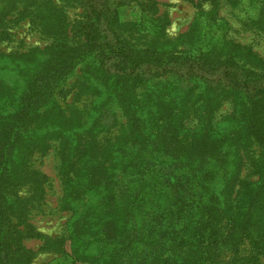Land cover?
<instances>
[{"label": "trees", "instance_id": "16d2710c", "mask_svg": "<svg viewBox=\"0 0 264 264\" xmlns=\"http://www.w3.org/2000/svg\"><path fill=\"white\" fill-rule=\"evenodd\" d=\"M47 1L50 9L45 0L37 3L33 25L51 43L19 52L0 50V264H34L35 253L25 240L38 238L45 240L41 249L70 256L72 264L91 257L97 264H114L121 241L109 247L102 238L108 226L125 234L126 215L137 213L140 205L132 203V183L140 184L142 175L152 182L151 189L160 188L157 196H140L147 203L165 197L163 190L172 182L181 188L188 183L191 203L208 197L224 200L231 249L238 252L245 242L254 252L235 262L246 258L249 264H264V57L231 36L230 23L220 16L223 0H200L189 30L175 40L167 38L170 15L157 16L155 0H136L141 14L136 21L118 11L130 0ZM226 1L233 7L245 1L257 6V13L240 22L244 30L264 34L263 0ZM35 4L28 10L18 5L3 10L0 44L12 39V25L29 16ZM74 7L81 12L71 22L67 12ZM43 14L47 17L41 21ZM76 67L79 74L74 75ZM8 70L19 74L25 87L18 102L6 84ZM73 89L83 107L67 102ZM43 95H48L44 105ZM108 99L112 101L105 105ZM118 100L127 103L136 127L130 119L120 124L111 119L100 131L98 114ZM226 103L229 109L220 112ZM109 111L116 117L117 110ZM48 127L49 133L38 132ZM86 130L95 135L87 133L83 145L79 137ZM198 137L201 164L199 157H188ZM134 141L150 153H137ZM54 142L61 158V207L71 213L64 236L72 241L70 253L64 242L55 243L26 216L34 202L45 206L50 187L49 176L34 167L32 158L47 153ZM163 157L179 161L170 178L162 171ZM198 185L213 187L202 192ZM25 186L31 190L28 196L20 193ZM185 207L176 205L171 218L185 221ZM197 230L188 232L193 239ZM178 236L169 246L176 252L175 263L218 264L215 258L196 256L183 229Z\"/></svg>", "mask_w": 264, "mask_h": 264}, {"label": "rangeland", "instance_id": "374dc122", "mask_svg": "<svg viewBox=\"0 0 264 264\" xmlns=\"http://www.w3.org/2000/svg\"><path fill=\"white\" fill-rule=\"evenodd\" d=\"M40 0H0V21L2 18L3 10L10 9L13 5H18L20 7H25V4H33L36 3L33 7L30 8L31 13L29 16L23 17L22 21L18 24L12 25L11 30L14 32V36H12L11 40L3 41L0 44V50L4 52H19L26 51L30 47H39L44 48L46 45L51 43V39L48 38L44 33H41L33 24H36V12L39 11V5L37 4ZM46 1V9H50L48 7L49 3ZM157 2V8L154 9V12H158L157 16L160 13H169L171 18V25L167 28V38L170 40H175L183 33L189 30L190 25L192 24L195 15L197 13V3L200 0H155ZM202 1V0H201ZM264 1V0H263ZM123 2H128L125 0ZM130 4H122L118 6L119 13L128 21H136L140 18V10H137L136 0H130ZM51 4V3H50ZM207 9L210 8L209 3L203 4ZM27 6V10L29 7ZM113 8H116L115 4H112ZM239 7V8H238ZM238 7H233L232 4L228 3L226 0L222 1L220 4V16L225 18L231 25V36L236 39V41L241 43H249L253 46L254 50L257 51L261 56L264 57V34L258 32H251L244 30L241 26L240 18L245 15H254L258 10L257 6L250 5L247 1L243 4L239 3ZM81 12V9L78 7L69 8L67 12V19L73 22L78 14ZM153 13V11H151ZM47 14L41 15L42 18L46 19ZM40 21V24H41ZM44 31V28L42 29ZM4 72H7L5 69ZM9 76L7 78V86L8 90L11 93V96L16 98L13 100L14 102H18L17 99L20 94L25 90L23 86V81L19 74H16L15 71H10ZM79 72V68L76 67L74 75ZM73 75L69 78V81H74L72 78ZM73 79V80H72ZM33 85L36 87V76H33ZM39 83H42L39 80ZM38 84V82H37ZM74 91L71 92L67 97V102L73 103V107L79 106L83 107L82 101H76L74 97ZM41 91L39 90L38 93ZM41 94V93H40ZM48 95L43 97L39 96L41 99V103H45L47 101ZM120 98V97H119ZM118 99V96H117ZM112 100H107L105 105ZM51 104L48 102L47 105ZM153 105L151 104V107ZM229 105L226 103L221 108L220 112L223 110H228ZM114 108L117 113L116 117L110 114V109ZM109 110L104 111L98 114L97 123L99 127L103 125V123L113 121L115 123L127 122L128 119L131 120V126L136 127L135 119L132 117L133 112L129 110L127 107V103L124 100H118L115 104L113 102V106L109 107ZM113 117V118H112ZM102 130V127L99 129ZM50 132V127L47 129H39L38 132ZM87 133L91 135H95L90 132L81 133L79 139L83 143H86V139L84 137H88ZM38 135V134H37ZM132 135H134L132 133ZM208 136V135H207ZM199 137L196 140V145L189 149V159L197 161V157L201 159L199 164L203 162V157H200L198 153V148L202 145L200 144ZM136 144V152L137 153H150L149 148L143 146L138 141H134ZM194 142V141H193ZM57 142H54L53 147L45 154H35L32 158V163L34 167L40 169L43 173L49 176L50 187H46L45 193V206L40 204H35L30 208L29 213L26 215L28 217V222L34 224L36 229L46 236H50V238L55 239V243L64 242V250L68 253L71 252L73 244L69 237L65 238L64 236L67 234L66 232V222L70 217L71 213L69 211L64 210L61 207V199L64 194L63 180L60 174V155L58 153ZM182 148V146H181ZM170 149H173L170 147ZM178 151V150H177ZM176 153V152H173ZM181 153V151L179 152ZM178 153V154H179ZM188 159V161H189ZM164 164L162 165V171L165 174H169L174 171V169L178 168L177 164L179 161L165 158L163 157ZM184 163L180 166L181 171L184 172L187 169H183ZM142 167V164L138 166ZM223 175V174H222ZM170 178V177H169ZM140 184L136 182L132 183V194L133 202L138 200L140 205L138 207V212L133 213L129 211L125 218V224L128 227L125 234L123 231L118 233V229H114L111 226H108L105 229V233L107 237L103 236V242L109 243V247L112 246L113 241H121V244L118 246L121 249L116 254V258L113 262L119 264H177L175 263L176 252L170 250L169 246L171 245V241L174 238L179 240L178 234L182 232L186 235L187 240L192 239L193 243L192 247L193 252L196 251V256L206 257V259L212 260V258L217 259L218 264H249L246 258L243 261L235 262L238 257H247L245 255L253 254L251 252L250 245L245 243L240 245L238 252L231 249L233 246H230L229 243H234L230 239L228 234V219L229 217H225L223 212L226 210L227 204L224 200L218 201L214 197H208L206 199L199 198V200L195 203H191L190 199L191 188L188 187V183H184L181 187L179 182H172L173 185H170L168 188H164L163 191L167 192V195L163 198L157 200V202L151 201L147 203L146 200L141 201L140 196H157V189H160L159 186L156 187V190L150 188L152 182L147 180L144 175L139 176ZM156 184V183H155ZM154 185V182H153ZM200 187V191L209 190L213 186L206 185H198ZM150 188V189H149ZM163 188V187H162ZM149 190V191H148ZM179 191H184L186 194L183 196H179ZM204 191V192H205ZM20 193L23 196H28L31 194V190L29 187H22ZM209 194H205L207 197ZM190 199V200H189ZM184 205L185 210V221L181 222L176 219L171 218V211L176 205ZM192 204V205H191ZM191 205V206H190ZM69 207V206H68ZM190 207V208H189ZM219 211V212H218ZM179 222L178 227L175 226ZM191 224V225H190ZM86 226V225H85ZM87 228H89L87 226ZM179 229V232L177 229ZM193 228H198L196 231V235L194 239L189 235L188 232ZM174 229V230H172ZM190 229V230H188ZM123 234V235H122ZM175 235V236H174ZM63 236V238H62ZM171 238V239H170ZM83 240V239H82ZM45 240L43 239H28L25 240V245L34 251V264H48L54 263L57 261H61L63 264H72L71 261L67 260L68 257L65 254H61L59 252L54 251H46L41 249ZM85 243V242H84ZM79 244V243H78ZM187 248V247H185ZM85 249L88 253V247L86 244ZM107 248L104 246L103 250ZM186 250V255H187ZM3 255V253H2ZM0 255V257L2 256ZM92 256V255H90ZM10 255H7V259ZM90 262H86L83 260L76 261L75 264H97L96 261L91 257ZM118 259V260H117ZM109 262V258L107 259ZM114 263V264H115ZM253 264V263H251Z\"/></svg>", "mask_w": 264, "mask_h": 264}]
</instances>
